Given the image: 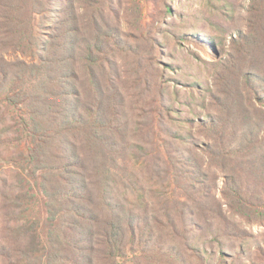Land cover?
Segmentation results:
<instances>
[{
	"label": "trees",
	"instance_id": "obj_1",
	"mask_svg": "<svg viewBox=\"0 0 264 264\" xmlns=\"http://www.w3.org/2000/svg\"><path fill=\"white\" fill-rule=\"evenodd\" d=\"M260 2L255 10L256 21L252 24L254 14L249 20L256 37L247 40L240 34L233 39L228 72L230 82L238 72L244 74L245 90L264 106V0ZM53 3L56 2L0 0V93L26 111L17 125L24 130L22 135L28 144V176L41 195L48 221L46 230L38 223L7 227L3 217L9 215L11 207L25 206V196L20 190L15 202L7 203V196L0 190V264H234L246 253L244 245L248 244L252 264L264 259V240L258 241V235L231 223L214 199L206 205L196 197L185 196L178 213L176 206L164 202L149 217H143L134 216L119 200L108 196L118 175L124 183L128 179L127 169L119 164L123 157L117 146L119 140H124L118 134L115 100L105 94L95 75L96 58L87 44L80 60H84L82 67H87V79L98 96L92 107L79 104L80 93L74 85L77 70L68 63L76 58L79 49L74 37L62 40L71 33L68 25L74 22L73 10L70 14L67 10L54 23L58 33L50 35L49 40L42 41L38 34L34 35L37 25L30 20L31 14L38 13L44 19ZM6 51L30 57L33 62L15 55L16 61H7L3 55ZM28 70L36 72L32 84L29 77L23 78ZM14 82L21 83V88H6L7 83ZM225 86L231 88L230 83ZM239 93L237 89L229 90L232 97ZM240 113L232 109L227 122L214 119L203 125L211 140L201 149L211 157L224 158L230 165L227 170L241 171V184L231 182L229 177L230 182H226V195L237 198H232L230 209L244 221L262 225L264 119L255 123L247 109L242 116ZM235 157L242 158L239 165ZM150 164L149 173L154 176L157 169L151 161ZM195 181L198 182L196 178ZM189 199L196 210L189 208ZM16 219L14 215L10 220ZM211 219L219 222L213 238L218 243V253L205 256L206 252L193 242L194 231L199 229L200 221L212 225L215 221ZM26 237L28 240L23 242Z\"/></svg>",
	"mask_w": 264,
	"mask_h": 264
},
{
	"label": "rangeland",
	"instance_id": "obj_2",
	"mask_svg": "<svg viewBox=\"0 0 264 264\" xmlns=\"http://www.w3.org/2000/svg\"><path fill=\"white\" fill-rule=\"evenodd\" d=\"M51 1L56 3L49 4L44 19L38 13L31 14L30 20L34 19L37 25L34 35L46 41L56 32L54 23L67 10L69 14L73 10L74 22L68 25L71 33L62 40L74 37V45L79 49L76 58L68 62L77 70L74 85L80 93L79 104L92 107L98 96L87 79V67H82L85 62L80 60L87 44L92 46L96 58L95 75L105 94L115 100L118 134L124 140H119L117 146L121 151L119 156L123 157L119 164L127 169L128 179L124 183L118 175L117 181L110 185L108 196L119 200L134 216L142 214L143 217H149L164 202L176 206L178 213L185 196L196 197L206 205L214 199L231 223L258 235V241L264 240V223L250 224L230 209L232 198L236 201L237 198L226 195V182L231 178V182L241 184V171L227 170L230 165L224 158L211 157L201 149L211 140L203 125L214 119L227 122L232 109H239L241 116L247 109L255 123L264 119V106L256 103L254 95L245 90L244 74L238 72L230 82L228 72L233 39L240 34L246 35L247 40L256 37L249 20L254 14L252 24L256 21L255 10L260 0ZM61 32L65 36L64 28ZM30 50L27 46L28 54ZM3 55L7 61H16L15 55L25 62H33L30 57L13 51ZM35 74L28 70L23 78L29 77L32 84ZM6 88H21V83H7ZM230 89L239 90V95L230 96ZM2 94L0 190L7 196V203L15 202L20 190L21 196H25L22 198L25 206L11 207L9 215L3 217V224L16 227L38 223L46 230L47 212L41 195L33 188L35 183L28 176L31 174L25 157L28 144L22 135L24 130L17 125L23 121L21 116L25 110ZM120 102L123 106L118 105ZM235 160L239 165L242 158L235 157ZM150 161L157 169L154 176L149 173ZM205 194L212 196L205 197ZM187 203L190 209L196 210L191 199ZM14 215L17 219L11 221ZM218 226V221L212 225L200 221L199 229L194 231L193 242L206 252L205 256L218 253V243L213 240ZM27 240L23 238V242ZM244 246L246 253L239 262L234 260V264H252L248 259L250 245ZM257 254L258 251L252 257ZM256 262L264 264V259Z\"/></svg>",
	"mask_w": 264,
	"mask_h": 264
}]
</instances>
